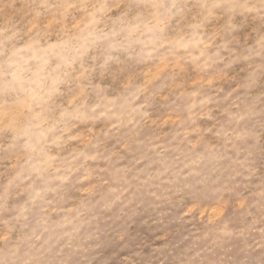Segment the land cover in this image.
I'll list each match as a JSON object with an SVG mask.
<instances>
[{"label":"clouds","instance_id":"9594fccd","mask_svg":"<svg viewBox=\"0 0 264 264\" xmlns=\"http://www.w3.org/2000/svg\"><path fill=\"white\" fill-rule=\"evenodd\" d=\"M162 199L185 264H264V0H0V264H109Z\"/></svg>","mask_w":264,"mask_h":264},{"label":"rangeland","instance_id":"374dc122","mask_svg":"<svg viewBox=\"0 0 264 264\" xmlns=\"http://www.w3.org/2000/svg\"><path fill=\"white\" fill-rule=\"evenodd\" d=\"M23 2V0H21ZM16 7H20L17 3ZM56 43L48 45L49 50H55ZM33 57L43 59V53L40 49H34ZM167 118L165 119V124ZM240 195L239 192L224 196V203L232 205L236 198ZM244 201H240L242 206ZM195 209L188 208L185 210V215L192 213ZM225 209L223 207L202 208L198 212L199 217L208 215L209 219L220 218ZM178 201L176 200H161L150 204L147 210L136 220L131 226L125 225L121 231L125 232L124 238L120 239L115 234H111L107 238V243L103 249V256L109 258V264H123V255L133 252H141L145 258L152 256L154 249H162L166 259L164 264H185L186 259L191 254V248L200 243L195 240V237L190 238V242L184 241V236L188 235L191 226L182 224L178 219ZM232 225L239 229L244 226L245 214L243 211H235L230 217ZM242 241L233 240L225 247L237 249Z\"/></svg>","mask_w":264,"mask_h":264}]
</instances>
